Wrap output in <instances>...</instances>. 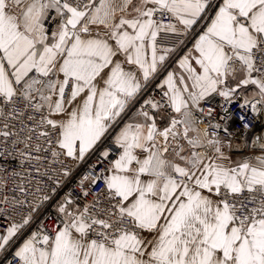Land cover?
<instances>
[{"label": "snow or ice", "instance_id": "obj_1", "mask_svg": "<svg viewBox=\"0 0 264 264\" xmlns=\"http://www.w3.org/2000/svg\"><path fill=\"white\" fill-rule=\"evenodd\" d=\"M237 119L264 125V0H0V262L264 264Z\"/></svg>", "mask_w": 264, "mask_h": 264}, {"label": "built area", "instance_id": "obj_2", "mask_svg": "<svg viewBox=\"0 0 264 264\" xmlns=\"http://www.w3.org/2000/svg\"><path fill=\"white\" fill-rule=\"evenodd\" d=\"M235 111V109H234ZM250 125L249 131L245 134L242 126L240 125L238 119L233 122L231 125V129L233 130L232 141L234 144L240 145L239 148H233L232 152L240 153L241 157L250 156V155H258V151L253 147L252 142L250 144L247 143L248 136L251 133H254L258 130L264 131V125L259 123H253L251 119L247 121ZM70 187V186H69ZM2 264V262H0Z\"/></svg>", "mask_w": 264, "mask_h": 264}, {"label": "crops", "instance_id": "obj_3", "mask_svg": "<svg viewBox=\"0 0 264 264\" xmlns=\"http://www.w3.org/2000/svg\"><path fill=\"white\" fill-rule=\"evenodd\" d=\"M258 135H264V131L258 130V131L254 132V133H251L248 136L247 143L250 144L252 142V140L255 139L256 136H258ZM225 143H227V141H225ZM255 149L260 154V149H259L258 145L255 147ZM226 151H227V149H226ZM232 155H233V158H235V159L242 158L241 155H240V153H237V152H232Z\"/></svg>", "mask_w": 264, "mask_h": 264}]
</instances>
